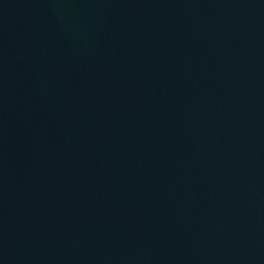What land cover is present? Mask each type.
I'll use <instances>...</instances> for the list:
<instances>
[{"label":"water","instance_id":"1","mask_svg":"<svg viewBox=\"0 0 264 264\" xmlns=\"http://www.w3.org/2000/svg\"><path fill=\"white\" fill-rule=\"evenodd\" d=\"M0 264H264V0H0Z\"/></svg>","mask_w":264,"mask_h":264}]
</instances>
